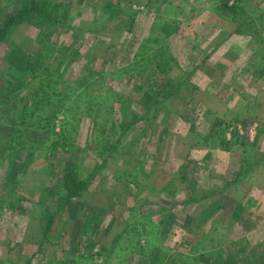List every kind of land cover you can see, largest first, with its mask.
<instances>
[{"label": "rangeland", "instance_id": "rangeland-1", "mask_svg": "<svg viewBox=\"0 0 264 264\" xmlns=\"http://www.w3.org/2000/svg\"><path fill=\"white\" fill-rule=\"evenodd\" d=\"M48 6L28 83L0 43V264H264V0Z\"/></svg>", "mask_w": 264, "mask_h": 264}, {"label": "trees", "instance_id": "trees-1", "mask_svg": "<svg viewBox=\"0 0 264 264\" xmlns=\"http://www.w3.org/2000/svg\"><path fill=\"white\" fill-rule=\"evenodd\" d=\"M17 2V5H19L20 8L15 13H9L5 18L3 17L0 20V43L6 44L10 50L7 59L8 63L11 65V77L17 82L22 83V81H25L28 83V78L32 74L30 70H32L33 73H35V71L31 68L32 66H30L25 55L21 52L19 46H17L16 42L13 40V32L24 22H33L34 18H38L36 23L39 25H54L58 23L59 20H57L54 14H50L51 11L48 9V0H18ZM11 93V90L0 89V106L10 99L12 95ZM24 105L25 104H23L22 107ZM9 108L11 109L9 111L12 112L14 111L13 109L15 106L11 105ZM20 111H23V108H21ZM66 165L67 166H65L62 170L61 184L62 190L66 192V199L69 200L76 197L82 187L76 180L72 164L68 163Z\"/></svg>", "mask_w": 264, "mask_h": 264}, {"label": "crops", "instance_id": "crops-1", "mask_svg": "<svg viewBox=\"0 0 264 264\" xmlns=\"http://www.w3.org/2000/svg\"><path fill=\"white\" fill-rule=\"evenodd\" d=\"M263 263H264V261H263Z\"/></svg>", "mask_w": 264, "mask_h": 264}]
</instances>
